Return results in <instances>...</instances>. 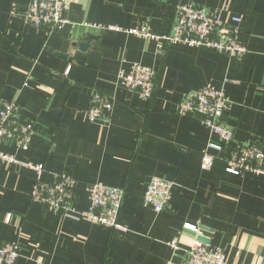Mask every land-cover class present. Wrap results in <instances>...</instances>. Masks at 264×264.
<instances>
[{
    "label": "crops",
    "instance_id": "1",
    "mask_svg": "<svg viewBox=\"0 0 264 264\" xmlns=\"http://www.w3.org/2000/svg\"><path fill=\"white\" fill-rule=\"evenodd\" d=\"M62 1L68 23L48 32L23 21L29 0H0V99L15 101L17 117L34 126L27 150L0 144L16 159H0V241L16 243V264H182L199 236L226 264H264V175L226 171L238 145L264 154V0ZM188 3L223 13L246 52L230 58L180 43L158 52L154 40L129 32L146 24L167 33L176 7ZM231 15L243 19L235 25ZM133 63L154 72L148 100L118 80ZM206 84L225 89L227 143L200 117L177 113L186 94ZM94 92L111 107L90 120ZM204 150L215 158L201 170ZM21 162L43 164L45 182L76 179L67 210L32 198L37 175ZM152 177L173 183L160 211L144 199ZM94 182L124 190L125 230L70 216L89 208Z\"/></svg>",
    "mask_w": 264,
    "mask_h": 264
},
{
    "label": "built area",
    "instance_id": "2",
    "mask_svg": "<svg viewBox=\"0 0 264 264\" xmlns=\"http://www.w3.org/2000/svg\"><path fill=\"white\" fill-rule=\"evenodd\" d=\"M64 12L65 3L62 0H29L23 21L34 27H42L48 32L57 31L68 23ZM242 19V16L231 15L228 21L236 25ZM226 22L223 13H210L203 7L188 3L176 7L173 25L167 33L155 34L146 24L136 25L129 29V32L154 40L158 52L163 51L169 43H180L212 49L230 58L241 57L246 52V46L239 38L238 29L234 27L227 30ZM108 28L115 27L108 25ZM68 69L69 67L66 71ZM118 80L126 87L136 90L144 100H148L152 95L154 72L148 66L133 63L128 71L120 69ZM110 107L111 103L107 98L94 92L92 104L87 112L88 119H99L104 110ZM227 108L228 100L224 87L217 88L212 84H206L199 89L189 91L179 103L177 113L200 117L202 123L216 133L221 142L227 143L233 138L232 130L222 120ZM17 113L18 107L15 101L0 99V144L8 139L18 148L27 150L34 130L33 121L17 117ZM214 158L213 154L204 150L200 162L201 170L209 169ZM0 159L7 162L16 160L12 155L1 150ZM226 163V171L233 174L253 171L264 175V154L256 144L238 145L237 149L227 157ZM21 164L33 169L37 175L31 189L32 198L55 209L67 210L66 199L73 193L76 179L68 174H62L54 182H45L41 179L43 164L31 162H21ZM172 187L171 181L152 177L146 186L144 199L156 211H160L169 199ZM87 190L90 194L89 208L70 216L125 230L118 223L124 190L106 186L101 182L91 183ZM9 219L10 214L6 217L7 221ZM185 227L193 231L197 230L195 225L189 223ZM172 245L175 246L176 241H172ZM17 249L16 243L12 241H0V264H16ZM182 264H226V262L221 249H214L206 243L194 241L188 246Z\"/></svg>",
    "mask_w": 264,
    "mask_h": 264
},
{
    "label": "water",
    "instance_id": "3",
    "mask_svg": "<svg viewBox=\"0 0 264 264\" xmlns=\"http://www.w3.org/2000/svg\"><path fill=\"white\" fill-rule=\"evenodd\" d=\"M81 45H82V44H81ZM81 45H80V46H81ZM82 46H83V45H82ZM82 46H81V47H82ZM198 239H199V241H201V242H207V239H206L205 237H203V236H199Z\"/></svg>",
    "mask_w": 264,
    "mask_h": 264
}]
</instances>
